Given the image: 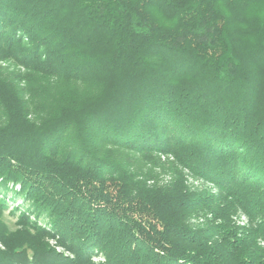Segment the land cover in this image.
<instances>
[{"label":"trees","instance_id":"trees-1","mask_svg":"<svg viewBox=\"0 0 264 264\" xmlns=\"http://www.w3.org/2000/svg\"><path fill=\"white\" fill-rule=\"evenodd\" d=\"M8 61L0 264H264V0H0ZM122 151L217 193L148 186Z\"/></svg>","mask_w":264,"mask_h":264},{"label":"rangeland","instance_id":"rangeland-1","mask_svg":"<svg viewBox=\"0 0 264 264\" xmlns=\"http://www.w3.org/2000/svg\"><path fill=\"white\" fill-rule=\"evenodd\" d=\"M0 69L1 73L9 78L15 76V74H21L23 76L28 74V71L17 65L14 61L0 62ZM20 83V86L23 87L24 85L28 84V81L25 79ZM117 157L121 158L126 163L128 169L138 176L139 179L145 181L148 186H169L175 180L177 172H180L183 174L186 184L189 188L193 190L217 193V188L214 186V184L194 176L188 169H184L179 166L175 162L172 155L136 154L129 151H122ZM10 196L11 200L8 201V205L17 206L22 202L20 201L14 203L13 201L16 198V195L10 193ZM11 209L12 208L5 211L3 220L11 230H15L17 227V216L10 213ZM209 217L211 216H193L188 222L193 228H198L200 226H204L206 224V219ZM233 220L238 226L242 228H247L250 226L249 218L242 211H238L233 217ZM48 242L50 247L53 248L57 253L65 254L71 258L74 257L70 251L58 243L57 239H48ZM260 244L261 246H264V242H260ZM0 250H5V246L2 241H0Z\"/></svg>","mask_w":264,"mask_h":264}]
</instances>
